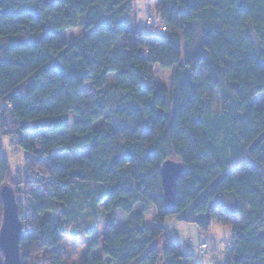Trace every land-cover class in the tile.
<instances>
[{"label":"trees","instance_id":"1","mask_svg":"<svg viewBox=\"0 0 264 264\" xmlns=\"http://www.w3.org/2000/svg\"><path fill=\"white\" fill-rule=\"evenodd\" d=\"M147 1L163 38L131 29L130 0H0V191L18 197L21 264H61L63 226L86 212L102 214L105 234L102 255L94 239L81 264H197L163 226L188 210L183 221L206 218L203 229L245 216L226 264H264V0ZM155 66L174 70L170 94ZM167 160L184 167L171 208ZM2 213L0 197V227Z\"/></svg>","mask_w":264,"mask_h":264},{"label":"rangeland","instance_id":"2","mask_svg":"<svg viewBox=\"0 0 264 264\" xmlns=\"http://www.w3.org/2000/svg\"><path fill=\"white\" fill-rule=\"evenodd\" d=\"M131 7V29H137L142 34H153L156 37L163 38L165 32L162 31L156 18V10L147 0H130ZM152 18L155 26L150 29L145 28L147 18ZM154 26V28H153ZM83 30L75 28L62 33L65 40L71 44L81 37ZM114 55L123 56L126 52L123 49V43L120 42L114 49ZM173 69H163L159 66L154 68V80L158 88H165L168 94L173 89ZM115 85L114 75L108 77V89L112 91ZM112 94V93H111ZM214 109L218 111L220 105V94L218 91L211 92L208 96ZM254 105L258 108L264 105V96L260 95L254 99ZM71 119H75L74 114H70ZM2 150L10 162L12 171L16 172L23 169L22 153H16L14 146L6 138L2 139ZM13 189V188H12ZM14 191V190H13ZM15 194V193H14ZM15 199L18 200L15 194ZM227 201V199H224ZM140 207L136 206L134 212ZM189 212L186 211L181 215H176L167 218L164 221V230L168 237L182 247L184 254L193 255L197 264H226V258L231 252L233 246V234L235 229L240 228L245 222V216H237L233 226H223L213 221L209 227L203 229L206 218H201L198 224L185 223L183 218ZM152 218V212L149 216ZM51 219H60V211L49 214ZM129 215L118 211L116 214V228L123 230L125 223L128 221ZM151 219L148 223L151 224ZM105 234L103 225V216H92L89 212L84 213L79 219L63 226V236L60 245L57 249V254L60 256L61 264H81L86 258L91 241L98 239L100 245L94 249L92 253L99 256L101 253L102 238ZM206 245L208 251L201 253L200 247ZM47 255H41L36 261L37 264H49Z\"/></svg>","mask_w":264,"mask_h":264},{"label":"water","instance_id":"3","mask_svg":"<svg viewBox=\"0 0 264 264\" xmlns=\"http://www.w3.org/2000/svg\"><path fill=\"white\" fill-rule=\"evenodd\" d=\"M183 172V165L173 160L165 161L160 168L163 200L168 208L174 205L175 182ZM0 197L3 204L0 227V249L3 255V264H21L19 251L21 224L15 195L10 187L4 186L0 191Z\"/></svg>","mask_w":264,"mask_h":264},{"label":"built area","instance_id":"4","mask_svg":"<svg viewBox=\"0 0 264 264\" xmlns=\"http://www.w3.org/2000/svg\"><path fill=\"white\" fill-rule=\"evenodd\" d=\"M152 25H153V20H152V18H147L146 19V22H145V28L146 29H150L151 27H152ZM162 29V31H165V28L164 27H162L161 28ZM10 143L14 146L15 144H14V141H10ZM200 250H201V253H204V252H207L208 251V247L206 246V245H202L201 247H200Z\"/></svg>","mask_w":264,"mask_h":264}]
</instances>
